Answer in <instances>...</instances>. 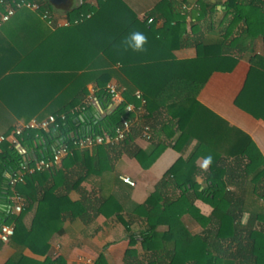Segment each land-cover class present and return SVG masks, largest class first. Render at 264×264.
I'll use <instances>...</instances> for the list:
<instances>
[{"label":"crops","instance_id":"obj_1","mask_svg":"<svg viewBox=\"0 0 264 264\" xmlns=\"http://www.w3.org/2000/svg\"><path fill=\"white\" fill-rule=\"evenodd\" d=\"M86 1L90 5H97V0ZM123 1L136 13L139 20L147 19V23L154 21V30L162 27L167 17H171V14H165L168 9H165L164 1L172 3L173 11H179L181 15L185 14V34L178 41L171 38L166 41L171 47L177 45L170 50L176 59L194 58L195 42L200 38L216 37L222 28L218 23L220 12L202 18H197L191 13V8L197 6V0ZM81 3L82 0H70L69 6L77 7ZM161 5H164L163 8L152 14L155 7ZM223 8L220 3L216 4L217 10ZM75 18L78 17H74L73 20ZM54 19L62 21L68 17L64 10L57 9ZM240 26L242 25L238 24L234 31L237 42L242 46L251 47L256 53L264 52L262 40L252 39L251 35ZM63 27L67 26L52 27L48 23L38 22V18L34 15L23 13H16L1 27L0 135L7 134L33 118H45L73 101L74 97H70L71 92L62 97L61 92H57L62 79L58 77L56 71L67 73L69 71L67 69L82 70L98 49L97 45H94V39L98 38V34H94L92 29L89 30L87 25L80 29L61 32L59 38H54V45L56 48H65L64 56H55V54L50 56L47 50L44 51V47H39L38 50L42 49V51L37 54L30 52L36 42L40 46L46 39L50 31L48 28L54 31ZM143 34L147 38L143 52H133L125 42L117 48L128 66L136 70L148 65L147 62L152 57L169 51L167 48L156 46L150 39L148 41V35ZM233 51L238 53L235 49ZM97 64H99L97 68H108L113 72L106 85L116 84L122 90L124 102L116 103L107 92L101 93L96 82L87 75L80 84L83 97L74 106L76 110L72 124L74 127L67 128V136L74 138L111 131L115 124L113 115L125 102L135 106V110L129 113L133 127L125 141L74 150L71 155L60 161L53 170V176L45 183L47 187H53L56 194L65 195L73 202H80L85 208L81 216L72 217L64 213L62 231L55 232L50 239L51 256H62L66 264H81L79 257L89 258L91 263H94L100 254L104 256L107 264H123L125 251L129 247L128 236L123 224L115 215L106 216L103 213H96L103 197H115L123 206L121 214L128 219L131 230L137 235V243L133 247L138 258L143 260L151 257V253L143 251L138 241L140 238L138 234L143 230L146 222L142 216L133 212L134 206L146 201L165 172L179 158L193 159L197 167L194 180L199 185V190L205 187L207 171L212 164L226 167L227 173L222 175V180L237 179L236 167L248 162L245 156H238L239 146L243 142L238 130L249 136L264 159V91H262L264 87L261 86L263 81L253 78L248 96L240 100V105L237 103L251 67L244 53L239 54L230 70L213 71L203 83L172 77L154 97V103L148 106L145 100L142 103L134 96L135 91L139 90L131 88L133 83L128 75L122 72L121 64L112 63L105 57H101ZM82 71H88V68ZM132 75L135 76V73ZM65 85L69 86L71 83L67 82ZM127 85L130 88H127ZM259 87L262 90H258ZM55 93L59 96H54ZM188 97L195 98L212 114L201 113L196 105H189L176 111L175 116V111L167 108L171 103ZM241 104L256 111L258 116L243 108ZM179 114L185 117L187 123L191 122L192 134L189 137L184 135L179 139L177 122ZM217 118L222 119L227 126ZM145 125L150 129L149 140L142 137V129ZM45 133L48 136L43 135L37 140L40 153L47 149L53 150L65 138L59 131L45 130ZM152 147L159 148V152L155 160L147 168H143L133 156V151L149 150ZM17 149L24 154L25 160L28 159L27 147L20 144ZM29 149L32 151V148ZM6 176L9 178V173H6ZM122 177H129L135 183L134 186L125 183ZM226 189L231 191L234 186L228 184ZM243 192L246 197H254L252 189L247 185ZM163 195L167 199L175 198L178 196V191L169 186L163 189ZM11 196L12 194L0 198V221L12 212L9 207L12 204ZM185 196L201 215H210L212 206L197 197L193 190H188ZM35 206L34 203L26 212L25 224L30 223ZM246 217L247 213L242 216V223ZM180 222L191 234L202 233L206 228L189 214H183ZM166 228V225L159 227L161 230ZM15 252L16 249L8 243L0 244V264H4ZM22 253L39 260L45 257L36 255L27 248L23 249ZM145 259L143 261H146Z\"/></svg>","mask_w":264,"mask_h":264},{"label":"trees","instance_id":"obj_2","mask_svg":"<svg viewBox=\"0 0 264 264\" xmlns=\"http://www.w3.org/2000/svg\"><path fill=\"white\" fill-rule=\"evenodd\" d=\"M2 1L0 2V13H3L7 6L13 5L18 0ZM27 1L38 2L41 6L40 9L32 11L22 8L15 14L34 15L40 23L47 24V21L41 18L42 11L45 9L52 15H55L57 9L64 10L68 19L71 20L83 15V20L77 24H71L54 31L48 28L50 31H48L46 39L40 46L36 42L30 50L33 54L42 51V49L38 50L39 47H44V51L47 50L50 56L54 54L55 56H64L65 48H56L54 45V38H59L61 32L80 29L87 25L89 30L92 29L94 34H98V38L94 39V45H97L98 49L92 60L82 69L87 67L88 71H82L79 68L67 69L69 70L67 73L56 71L58 77L62 79L57 92H61V97L69 95L71 92L70 97H74L72 102L53 112L57 116L64 114L65 119L59 122L57 128L48 129L50 132L59 131L60 135H64L65 138L62 140L64 142L70 143L73 139L67 136V128L72 126L76 115L74 106L83 97L80 86L82 79L85 80L87 75L91 76L100 92L106 94V83L112 77L113 72L108 68H97L99 65L97 62L101 57L122 65V72L127 74L133 83L131 88L141 92L147 106L154 103V97L172 77L203 83L213 71L230 70L235 65L240 53L245 54L251 67L237 103L240 105V100H244L248 96L253 78L261 79L263 81L261 86L264 87V52L256 53L251 47L240 45L234 35L237 25L241 24L240 28L242 27L251 35L252 39L260 38L264 46V0H197V6L191 8V13L197 18H202L220 12L218 23L222 28L216 37L198 39L194 44L196 56L191 59H176L170 50L177 45L174 44L171 47L166 43L169 38L178 41L185 34V14L181 15L179 11H173L171 2H163L165 9H168L165 14H171V17H167V21L162 27L154 30V21L151 20V23H147V19L139 20L136 13L123 0H97L96 6L82 0V3L77 7L67 4L57 6L49 0ZM218 3L224 7L222 10L216 9ZM163 6L155 7L152 14L160 11ZM87 13L90 14L89 17H85ZM134 31L145 33L148 35V41L150 39L156 46L167 48L168 53L162 52L152 57L147 62L148 65H144L140 69L129 67L123 56L118 53L117 48ZM234 49L238 53L234 52ZM132 73H135V76ZM67 82H70L71 85H65ZM126 87L130 88L128 85ZM260 89L261 87L258 88V90ZM57 94L55 93L54 96H59ZM189 105H196L201 113L212 114L193 97L171 103L167 108L175 111L174 115L176 116V111ZM241 106L258 116L256 111L242 104ZM123 114L124 104L113 115L115 124L120 122ZM217 119L227 126V123L222 119ZM177 122L180 132L179 139L184 135L189 137L192 134L191 122L187 123L181 114L178 115ZM238 133L243 139L238 149V156H245L248 162L243 166L236 167V180H222V175L227 173L226 167L212 164L207 171L205 187L199 190V185L194 180L197 167L193 159L179 158L165 172L146 201L142 204H135L133 212L142 216L146 222L145 227L138 234L140 237L138 241H140L143 251L151 253V257L144 258L146 261L138 258L136 249L133 247L137 243V235L131 230L128 219L122 216L123 206L120 202L112 196L103 197L100 200L96 213H103L106 216L115 215L123 224L128 236L129 247L125 251L123 264H264V159L252 144L249 136L239 130ZM43 135L48 136L45 130L23 131L19 137V144L27 147L28 159L26 160L24 154H21L17 147L10 143L4 142L0 147V198H6L15 191L25 200L20 212H9L0 221V224L14 225V233L8 244L13 246L16 252L4 264H66L62 256H51L50 239L55 232L62 231L64 213L74 217L81 216L85 210L82 203L73 202L65 195L56 194L53 187L46 186V181L53 176V170L56 167L26 174L24 182L18 183L14 189L9 185L6 173L12 174L18 170L22 163L32 164L36 159L51 154L52 150L47 149L42 153L39 151L40 146L37 144V140ZM126 138L122 141H125ZM49 140L51 141V139ZM29 148H32V151ZM158 152L159 148L156 147L149 150L136 149L133 151V156L143 168H147L155 160ZM228 184L233 185L234 189L227 190ZM245 185L252 189L254 197L245 196L243 192ZM169 186L178 191V196L167 199L163 195V189ZM188 190H193L197 197L212 206L209 216L201 215L187 199L185 193ZM34 203L36 204L34 215L30 223L25 224L24 216ZM245 213H247V217L242 223V216ZM183 214L191 215L197 222L206 226L204 231L199 234L189 233L180 222ZM164 225L167 226L166 229H159ZM25 248L36 255L45 256L44 259L39 260L25 256L22 253ZM91 264L107 263L104 256L100 254Z\"/></svg>","mask_w":264,"mask_h":264},{"label":"built area","instance_id":"obj_3","mask_svg":"<svg viewBox=\"0 0 264 264\" xmlns=\"http://www.w3.org/2000/svg\"><path fill=\"white\" fill-rule=\"evenodd\" d=\"M0 2H3L0 0ZM40 4L36 1H27V0H18L13 3V5L7 6L6 10L3 13H0V27L3 23L8 21L12 15L19 9L26 8L32 11H37L40 9ZM89 13L85 15V17H89ZM41 17L44 18L49 25L52 27L57 26H68L70 24H77L83 20V15L75 18L74 20L63 19L62 21H56L54 19V15H52L47 9L42 11ZM151 21V20H149ZM107 94L111 97V99L116 103H122L123 96L122 90L113 83H108L105 87ZM134 96L137 97L142 103L144 102V98L140 91H135ZM135 110V106L132 103L125 102L124 103V114L120 118V122L115 124L111 131L101 134H85L83 136L75 137L71 139V142L62 141L57 147H55L51 154L47 157H41L36 159L32 164L22 163L17 171L9 174V185L14 189V187L18 183L24 182V177L26 174H32L45 169H52L59 165L60 161L73 153L76 149H88L97 145H102L104 143H118L124 140L127 135L131 132L133 127V120L129 116V113ZM65 119L64 114H60L59 116L55 114H50L42 119H31L28 122L21 124L14 129H12L7 134L0 135V147L1 145L8 141L11 145L18 147L19 137L23 133L24 130H48L49 128H57L59 126V122ZM149 126L145 125L142 129V137L146 140L150 139V131ZM122 180L134 186V182L129 177H122ZM12 204L10 210L14 213H18L23 208V199L17 193L13 192L12 196ZM14 233V225L9 223H1L0 224V244H7L10 237ZM78 260L81 264H91V260L89 258L79 257Z\"/></svg>","mask_w":264,"mask_h":264},{"label":"clouds","instance_id":"obj_4","mask_svg":"<svg viewBox=\"0 0 264 264\" xmlns=\"http://www.w3.org/2000/svg\"><path fill=\"white\" fill-rule=\"evenodd\" d=\"M146 41L147 38L143 33L134 31L126 38L125 43L133 52H143Z\"/></svg>","mask_w":264,"mask_h":264},{"label":"water","instance_id":"obj_5","mask_svg":"<svg viewBox=\"0 0 264 264\" xmlns=\"http://www.w3.org/2000/svg\"><path fill=\"white\" fill-rule=\"evenodd\" d=\"M52 4L57 5V6H61V5H69L70 4V0H49Z\"/></svg>","mask_w":264,"mask_h":264}]
</instances>
